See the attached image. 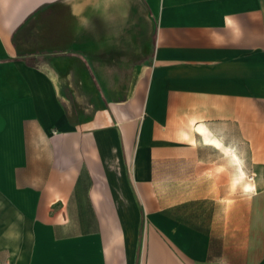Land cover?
I'll list each match as a JSON object with an SVG mask.
<instances>
[{
	"label": "crops",
	"instance_id": "1",
	"mask_svg": "<svg viewBox=\"0 0 264 264\" xmlns=\"http://www.w3.org/2000/svg\"><path fill=\"white\" fill-rule=\"evenodd\" d=\"M242 154L264 0H0V264H264Z\"/></svg>",
	"mask_w": 264,
	"mask_h": 264
},
{
	"label": "rangeland",
	"instance_id": "2",
	"mask_svg": "<svg viewBox=\"0 0 264 264\" xmlns=\"http://www.w3.org/2000/svg\"><path fill=\"white\" fill-rule=\"evenodd\" d=\"M73 95H75L76 98L81 99L83 103H85L87 100H91L95 102L96 99H103L104 98V92L102 91H96V90H87V91H76L72 92ZM96 98V99H95ZM72 100V96H71ZM242 167H243V172H242V185L236 187V192H239V195L242 199L243 202V210L247 209H255L259 204L255 202V195L257 194L256 192L258 191H264V186H260L261 184H264V155H250V154H242ZM223 162L226 163V166L228 169L232 168L228 163L227 159L222 160ZM217 172V171H216ZM214 172L211 171L210 174L212 175ZM233 175L232 169L226 172V179L228 180V186H227V195H226V201L228 202L230 193L233 192V186L230 182L231 177ZM258 182V183H257ZM251 183L254 185V189L251 193H247L246 191H249L250 188L247 190L245 188V185ZM256 184V186H255ZM258 184V185H257ZM201 208L204 210H208L209 212H213L217 210L216 205H206L204 206L203 204L200 205Z\"/></svg>",
	"mask_w": 264,
	"mask_h": 264
}]
</instances>
